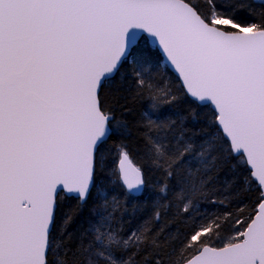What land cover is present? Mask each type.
<instances>
[{"label":"snow or ice","instance_id":"6c2138e0","mask_svg":"<svg viewBox=\"0 0 264 264\" xmlns=\"http://www.w3.org/2000/svg\"><path fill=\"white\" fill-rule=\"evenodd\" d=\"M0 264H264V4L0 0Z\"/></svg>","mask_w":264,"mask_h":264},{"label":"trees","instance_id":"16d2710c","mask_svg":"<svg viewBox=\"0 0 264 264\" xmlns=\"http://www.w3.org/2000/svg\"><path fill=\"white\" fill-rule=\"evenodd\" d=\"M251 3H253L254 10L259 12L261 10V3L254 2L253 0H250ZM171 81L175 80V76L173 74H169ZM167 83V82H165ZM144 105H137L135 108V115L136 118L139 119V113L142 110ZM205 113H207V110H205ZM129 147L131 149V160L135 164H140L141 163V158H140V152L139 149L135 146V141H130L129 142ZM105 157L107 160V166L110 169H115L117 167L118 161H119V142L116 140L109 141V143L105 146ZM160 178L158 176H152L150 177V189L155 190L156 185L159 183ZM255 200V193L253 192L250 194V203L248 205L247 210H250L251 208V203L254 202ZM150 211V206L145 203L144 206L140 209L141 213H146ZM131 226V225H130Z\"/></svg>","mask_w":264,"mask_h":264},{"label":"water","instance_id":"95a60500","mask_svg":"<svg viewBox=\"0 0 264 264\" xmlns=\"http://www.w3.org/2000/svg\"><path fill=\"white\" fill-rule=\"evenodd\" d=\"M254 2H257V3H261V4H264V0H253ZM120 163V160L118 161V164L117 166L119 165Z\"/></svg>","mask_w":264,"mask_h":264}]
</instances>
